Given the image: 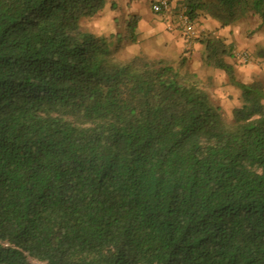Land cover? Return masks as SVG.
<instances>
[{
    "label": "trees",
    "instance_id": "trees-1",
    "mask_svg": "<svg viewBox=\"0 0 264 264\" xmlns=\"http://www.w3.org/2000/svg\"><path fill=\"white\" fill-rule=\"evenodd\" d=\"M108 3L0 0V264H264V84L200 33L202 65L240 90L227 116L184 56H117L139 16L82 27ZM174 6L264 28V0Z\"/></svg>",
    "mask_w": 264,
    "mask_h": 264
},
{
    "label": "rangeland",
    "instance_id": "rangeland-1",
    "mask_svg": "<svg viewBox=\"0 0 264 264\" xmlns=\"http://www.w3.org/2000/svg\"><path fill=\"white\" fill-rule=\"evenodd\" d=\"M108 1V5L101 13L91 19L82 21V27L84 29L99 34H108V32L111 31L115 33L119 32V30L122 31L121 19L126 17L123 11L124 6L121 5V11L119 10V0ZM175 2L174 0L173 3L175 4ZM142 6L145 7V9H143L145 12L141 13L144 22H150L151 19H159V17L150 10L147 3H142ZM122 12L124 15H122L121 18L120 15ZM174 17L176 19V15H174ZM194 27L196 33L192 40L197 39L200 33L206 32L198 31L199 28L196 24ZM226 32H228L225 38L226 42L228 43L229 40H232L234 45L233 54L236 56L228 57L227 60L234 68L237 81L241 83L261 82L264 84V28L259 26L258 19L256 17H248L239 20ZM139 38L141 39L140 36ZM119 43L120 42H118V44ZM120 44L122 47L120 53L118 50L117 56L119 57L120 55L121 58L142 54L151 59L167 58L165 60L172 59L169 61H176L180 57L172 45L162 46L159 45L157 41H152L147 47H144L142 43L140 44V40L137 41L135 45L126 43V39L121 40ZM191 50L192 46H189L186 47L184 52L186 70L195 74L197 78L206 85L213 103L219 106L223 112L229 116L231 109L238 104L237 100L240 90L229 84L226 75L222 71L202 65V54L201 56L198 54H191ZM243 53L249 56L247 62H241L238 59V55Z\"/></svg>",
    "mask_w": 264,
    "mask_h": 264
},
{
    "label": "crops",
    "instance_id": "crops-1",
    "mask_svg": "<svg viewBox=\"0 0 264 264\" xmlns=\"http://www.w3.org/2000/svg\"><path fill=\"white\" fill-rule=\"evenodd\" d=\"M152 1L153 0H119V10L121 5H123V11L126 14L125 18H128L130 15H137L139 16V22H138V39L137 41L140 40V44L142 43L144 47H147L148 44H151V42L157 41L159 45H164V46H169L172 45L176 51L178 52L179 56H184V52L187 46L186 43V38L184 37L181 28L179 27V24L177 20L175 19L174 15L172 13H164L162 15H157L152 11ZM179 1V0H175ZM142 3H147L150 10L156 14L159 19L158 20H150L148 21H143V17L141 15L143 9L145 7L142 6ZM122 12L120 17L122 18V15H124ZM144 14V13H143ZM124 17V16H123ZM196 26H198V31L200 32H214L224 38L227 37L226 31H229L230 27L227 28H221L220 25L211 20L210 18L200 15L198 17L197 23H195ZM202 30V31H201ZM141 37V39L139 38ZM228 43H232V40H229ZM192 50L191 54H198L201 56L203 54V46L197 41V39L192 40L191 45ZM143 52V51H142ZM179 57V58H180ZM159 59H167V58H159ZM172 60V59H168ZM227 63L228 60L226 59ZM231 64V63H230Z\"/></svg>",
    "mask_w": 264,
    "mask_h": 264
},
{
    "label": "built area",
    "instance_id": "built-area-1",
    "mask_svg": "<svg viewBox=\"0 0 264 264\" xmlns=\"http://www.w3.org/2000/svg\"><path fill=\"white\" fill-rule=\"evenodd\" d=\"M173 1L174 0H153L151 5L152 11L154 13H170L173 9ZM176 20L182 30L184 37L186 38L187 46H190L193 36H195L196 33L193 23L182 12L177 13ZM238 59L241 62H247L249 56L246 53L239 54Z\"/></svg>",
    "mask_w": 264,
    "mask_h": 264
}]
</instances>
